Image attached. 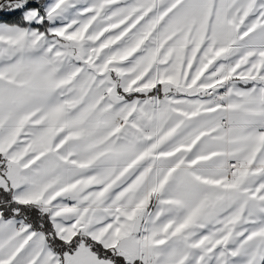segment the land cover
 Masks as SVG:
<instances>
[{"label":"snow or ice","instance_id":"1","mask_svg":"<svg viewBox=\"0 0 264 264\" xmlns=\"http://www.w3.org/2000/svg\"><path fill=\"white\" fill-rule=\"evenodd\" d=\"M0 264H264V0H0Z\"/></svg>","mask_w":264,"mask_h":264}]
</instances>
